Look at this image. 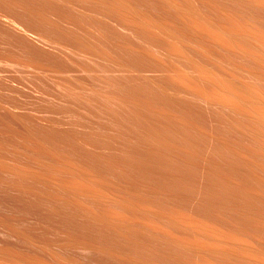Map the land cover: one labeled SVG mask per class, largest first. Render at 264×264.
<instances>
[{
  "label": "bare ground",
  "instance_id": "6f19581e",
  "mask_svg": "<svg viewBox=\"0 0 264 264\" xmlns=\"http://www.w3.org/2000/svg\"><path fill=\"white\" fill-rule=\"evenodd\" d=\"M0 35L1 82L96 112L0 100V264H264V0H0Z\"/></svg>",
  "mask_w": 264,
  "mask_h": 264
},
{
  "label": "rangeland",
  "instance_id": "374dc122",
  "mask_svg": "<svg viewBox=\"0 0 264 264\" xmlns=\"http://www.w3.org/2000/svg\"><path fill=\"white\" fill-rule=\"evenodd\" d=\"M81 24L82 25H79V26L84 27L86 29H94V30L104 29L102 24H95V25L89 24V23H81ZM42 29H44L46 32L50 30L48 26L42 27ZM3 38L5 40V37ZM2 40L3 39H0V41ZM4 49L0 50L1 58L4 54L8 52L7 50L5 51ZM1 51L2 52L5 51L3 52L4 54ZM8 55L9 54H6L3 57H7ZM52 55H63L65 57L75 56L68 52L67 53L66 52H54L52 53ZM24 56L27 57L25 59L26 61L28 59H32L33 57L32 55L27 54V53H25ZM1 68L4 69L5 67H1ZM70 68L77 69L78 67H70ZM45 69L46 71L41 69L38 73H32L31 76H28L29 74H27L26 71L16 72L15 69H11L13 70V72H11V70L10 72L13 73V75L16 74L12 76L9 70H7L10 76L7 75L8 72L6 71L7 72V73L5 72L6 82L3 83L0 81L1 82L0 100L1 101L4 100V102L6 101V104L9 105V107L10 105H13V107L16 108L17 112H24V111L31 112L34 118H38L40 116V113L38 112H41V111H44V114L48 118L64 119L65 121H68V122L75 120L73 117L68 116V114L74 115L75 118L77 119H79V117L81 116L83 117V119H85V121L95 118L93 116V113L96 114V112L92 110L91 108L87 107L83 101L73 100L72 98H67L66 100L59 99V96H61V94H59L58 91L62 88L61 87L62 80L60 76V74L62 73L56 70H59L60 68H45ZM17 73H18V77L16 78ZM19 73H22V75H20ZM10 77L11 79L12 78L14 79L15 77V80L17 79V82H15V80L13 79H12L13 80L12 82L11 79H9ZM56 102L69 103L71 104V106L60 107L58 105H55L57 104ZM14 108L12 109L15 110ZM6 123H7L6 128L9 129L10 131H12L13 129H16L17 131H21V128L24 125L23 123H22L23 125H20L21 123L19 125L18 124L10 125L8 124L7 121ZM14 143H20V142L19 140H15ZM13 150L21 151L19 147H15L13 148Z\"/></svg>",
  "mask_w": 264,
  "mask_h": 264
}]
</instances>
